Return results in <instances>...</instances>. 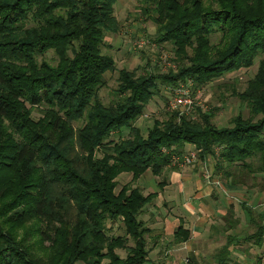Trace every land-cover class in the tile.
Instances as JSON below:
<instances>
[{
	"label": "trees",
	"instance_id": "16d2710c",
	"mask_svg": "<svg viewBox=\"0 0 264 264\" xmlns=\"http://www.w3.org/2000/svg\"><path fill=\"white\" fill-rule=\"evenodd\" d=\"M116 2L0 0V264H151L145 240L151 230L138 217L155 195L129 185L116 193V179L130 173L134 182L147 170L158 176L170 154L183 155L186 145L203 161L218 149L224 164L247 172H252L248 161L256 158V171L264 173V58L237 94L252 117H260L256 121L237 115L232 127L216 128L213 114L198 109L196 119L175 112L155 120L145 137L131 126L159 84L191 79L194 91L250 69L264 55V0H145L154 14L156 42L172 44L181 65L167 74L121 69L119 100L106 107L97 92L115 67L101 50L106 35L119 28ZM50 50L58 58L55 66L37 61ZM34 108L42 109V118H32ZM83 118L76 141L70 123ZM123 129L131 130L129 139H109ZM98 148L102 158L94 155ZM242 208L254 229L245 240L260 247L264 221ZM36 218L45 227L42 234L52 233L45 259L3 230L5 219L22 224ZM119 220L124 235L108 236L106 224ZM189 236L179 226L173 244ZM233 240L228 236L218 249V264L228 261ZM116 250H125L126 257Z\"/></svg>",
	"mask_w": 264,
	"mask_h": 264
},
{
	"label": "rangeland",
	"instance_id": "374dc122",
	"mask_svg": "<svg viewBox=\"0 0 264 264\" xmlns=\"http://www.w3.org/2000/svg\"><path fill=\"white\" fill-rule=\"evenodd\" d=\"M114 16L118 21V31L106 35L104 40L105 44L102 46L101 51L103 54L113 58L115 67L113 71L105 74L104 85L97 92L99 101L106 107H115L119 100V97L115 95V91L119 83L118 78L121 69L133 71L136 75H144L145 72L152 74H167L170 70L172 72L177 71L181 65L177 60L175 49L172 44H160L156 42L157 34L156 25L153 20L154 14L145 0H117L114 5ZM32 25V22H30L27 27ZM140 42H143V45L139 46L138 44ZM213 42L217 43L218 38H214ZM188 50L189 49L186 48L187 53H189ZM68 55H71L70 51ZM261 58H264V55L257 57L250 69H243L238 72L227 74L202 87H196L192 93V98L194 100L193 111L183 114L184 110L182 109L178 115H184L189 119H196L198 116V109L202 112H211L213 114L211 123L216 128L232 127L231 119L237 115H240L243 119L250 118L256 121L260 117H252L247 104L242 102L237 94L244 91L247 82L254 76ZM43 60L53 66L58 63V58L53 50L47 51L37 58L38 62ZM172 88H174V86L159 84L158 90L144 108L142 115L132 123L131 126L137 129L141 136H146L148 129L152 127L155 120H166L169 114L176 112L168 110ZM41 111L42 109L34 108L32 118L34 120L42 118L43 115ZM85 124L86 120L84 118L70 123L74 133V140L77 141V131L79 128H83ZM131 136L132 132L130 129H123L120 132L111 133L109 139L118 143L122 140L129 139ZM261 137L264 140V131ZM163 150L167 152V149L164 147L161 149V152L166 154ZM76 151L79 152L77 147ZM188 151L197 153V156L199 154V151L195 148L185 152ZM81 155L82 152H79V156ZM94 155L97 158H102L104 155L103 149L98 148ZM248 162H250L249 165L252 172H247L235 166H227L219 158V150L214 149L213 156L206 157L204 161L199 159L198 156L194 163L187 166L181 164L174 165L169 161L167 168L163 169L158 176L153 175L150 170H147L136 181L131 182L132 175L130 173H122L116 179L117 187L115 191L117 193L125 185L137 187L141 190L142 194H144L143 192H149L155 195L150 202L152 203L157 199L158 191L163 190L168 173L189 168L191 171H194L193 174L200 171L199 177L202 179V182L220 191V197H222L223 203L227 205V207H223L226 210L225 213H245L242 205L251 209L252 213H260L261 211L264 213V173H258L256 171L259 164L258 159L253 158ZM142 186L144 189H141ZM222 206H224V204ZM222 206H220V208ZM149 207L151 210L147 211H152L153 206ZM160 211L163 213H168L166 211L177 213L169 203L164 207H160ZM39 220L40 218L28 221L24 220L22 224H19L17 220L12 222L11 220L8 221V219H5L4 221L6 222L5 225L3 224V230L6 233L11 232L15 240L20 242V244L22 243L23 246L29 245L34 255L45 259L49 257V253L51 252V242L48 238L52 237V233L46 236L42 234V232L44 233L45 227ZM143 224L146 226L144 222ZM250 228H247L245 231L246 236L253 232L254 229L251 226ZM106 233L108 236L124 235L121 221L119 220L114 224L108 222L106 224ZM145 240L149 256V254L151 255L150 246H152V242L148 241V235H145ZM245 242L248 245H253L251 242H247V240H245ZM132 244V241L129 240L128 245L130 246ZM170 245H172V242L165 245V249L158 251L161 258H156V256H154L155 259H150L149 262L151 264H174L170 256L172 254L169 251ZM231 251L233 250L231 249ZM116 253L121 258L126 257L125 250H116ZM230 257L231 255L229 259ZM185 263L188 264L187 260H185ZM76 264L83 263L78 262Z\"/></svg>",
	"mask_w": 264,
	"mask_h": 264
},
{
	"label": "crops",
	"instance_id": "0c3cea01",
	"mask_svg": "<svg viewBox=\"0 0 264 264\" xmlns=\"http://www.w3.org/2000/svg\"><path fill=\"white\" fill-rule=\"evenodd\" d=\"M192 148L186 145L184 151ZM193 172L186 168L168 173L157 199L153 204H147L139 214V220L151 230L148 241L152 242V246L148 259H155L154 256L161 258L158 251L172 242L168 250L172 253L170 256L174 264H186L185 260L188 264H218L215 254L226 243L227 237L231 236L234 237L231 246L233 251L226 264H264V242L257 247L246 244L244 240L245 231L250 228L246 213H225L223 207L227 205L223 203L220 191L202 182L200 171L196 174ZM141 189H144L143 186ZM143 193L145 196L150 194ZM168 203L177 213L160 211V207ZM149 206H153L152 211H147L151 210ZM262 212L254 215L264 221ZM179 226L188 230L190 236L184 243L173 244V234Z\"/></svg>",
	"mask_w": 264,
	"mask_h": 264
},
{
	"label": "built area",
	"instance_id": "2783aa9c",
	"mask_svg": "<svg viewBox=\"0 0 264 264\" xmlns=\"http://www.w3.org/2000/svg\"><path fill=\"white\" fill-rule=\"evenodd\" d=\"M138 45H143V42H140ZM193 89L194 85L191 79H186L185 81L179 82L177 86H174V88L171 89L168 110L179 113L183 109V114L192 112L194 107V100L192 98ZM164 151L165 150H163V152ZM166 154H169L168 150ZM197 157V153L188 151L183 155L170 154L169 161L174 165L181 164L187 166L194 163Z\"/></svg>",
	"mask_w": 264,
	"mask_h": 264
}]
</instances>
